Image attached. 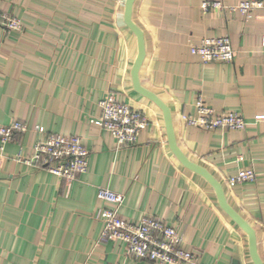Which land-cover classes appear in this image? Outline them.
Instances as JSON below:
<instances>
[{
  "label": "crops",
  "instance_id": "obj_1",
  "mask_svg": "<svg viewBox=\"0 0 264 264\" xmlns=\"http://www.w3.org/2000/svg\"><path fill=\"white\" fill-rule=\"evenodd\" d=\"M204 0H134L132 20L145 54L140 84L169 108L184 155L221 184L228 204L254 229L264 264V10L202 11ZM217 1V0H209ZM225 5L243 0H220ZM125 0H0L20 21L0 27V126L25 124L0 150V264H154L126 256L121 240L101 238L97 187L123 195L119 213L138 223L160 219L176 228L194 263L254 264L247 234L220 208L213 187L183 166L167 142L162 111L134 90L137 38L124 22ZM228 35L231 62L202 63L190 44ZM109 92L147 119L133 145L98 127V102ZM202 98L217 113L241 114L244 129L189 125ZM257 116L263 118L256 119ZM45 132L79 136L88 168L72 180L30 166ZM252 168L255 178H227Z\"/></svg>",
  "mask_w": 264,
  "mask_h": 264
},
{
  "label": "built area",
  "instance_id": "obj_2",
  "mask_svg": "<svg viewBox=\"0 0 264 264\" xmlns=\"http://www.w3.org/2000/svg\"><path fill=\"white\" fill-rule=\"evenodd\" d=\"M202 11L210 9L239 12L245 17L257 9L264 10V0H243L237 4L225 5L222 1L204 0L200 4ZM0 27L6 31H18L20 21L16 17L0 11ZM264 44V37H263ZM191 54L202 63L231 62L235 50L228 35L203 37L197 43L190 44ZM100 114L93 120L98 127L110 132L118 146L133 145L139 132L146 126L147 119L142 112L127 103L116 100L112 92L107 93L98 102ZM195 115L185 117L189 125L204 129L238 130L247 125L245 118L233 111L217 113L202 98L195 102ZM263 118L257 116L256 119ZM25 124L13 120L0 126V150L9 142L14 133L25 130ZM36 131L43 133V139L33 145L28 158L18 155L17 159L25 164L43 168L59 178L72 180L88 168V150L77 135H64L45 132L37 126ZM255 178L252 168L241 169L227 178V184L233 186ZM96 198L114 204L113 208L100 209L96 218L101 222V238L118 239L125 245V254L137 260H147L154 264L194 263L197 254L185 250L180 245V236L175 227L169 226L158 218L143 217L138 223H132L119 213L123 195L106 187H97Z\"/></svg>",
  "mask_w": 264,
  "mask_h": 264
},
{
  "label": "water",
  "instance_id": "obj_3",
  "mask_svg": "<svg viewBox=\"0 0 264 264\" xmlns=\"http://www.w3.org/2000/svg\"><path fill=\"white\" fill-rule=\"evenodd\" d=\"M133 3L134 0H125L124 2V22L137 38V55L131 68V78L134 90L151 100L162 111L167 133V142L170 150L183 166L201 175L213 187L220 208L247 234L248 250L253 263L263 264L257 252L256 235L252 226L228 204L221 184L209 173V171L201 165L189 160L179 149L174 137L169 108L157 97V95L144 88L139 82L138 72L144 58L145 48L143 33L131 17Z\"/></svg>",
  "mask_w": 264,
  "mask_h": 264
}]
</instances>
